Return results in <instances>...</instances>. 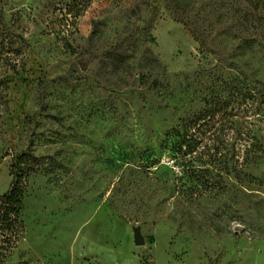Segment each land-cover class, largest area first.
I'll use <instances>...</instances> for the list:
<instances>
[{
    "label": "rangeland",
    "instance_id": "obj_1",
    "mask_svg": "<svg viewBox=\"0 0 264 264\" xmlns=\"http://www.w3.org/2000/svg\"><path fill=\"white\" fill-rule=\"evenodd\" d=\"M24 153L0 264H264V0H0Z\"/></svg>",
    "mask_w": 264,
    "mask_h": 264
},
{
    "label": "trees",
    "instance_id": "obj_2",
    "mask_svg": "<svg viewBox=\"0 0 264 264\" xmlns=\"http://www.w3.org/2000/svg\"><path fill=\"white\" fill-rule=\"evenodd\" d=\"M26 156L28 155L25 153L19 155L17 160L11 165L12 182L9 189L4 194L0 195V228L3 230L9 231L18 223L17 220L24 195L21 182L25 175L19 163Z\"/></svg>",
    "mask_w": 264,
    "mask_h": 264
},
{
    "label": "water",
    "instance_id": "obj_3",
    "mask_svg": "<svg viewBox=\"0 0 264 264\" xmlns=\"http://www.w3.org/2000/svg\"><path fill=\"white\" fill-rule=\"evenodd\" d=\"M135 243L136 244H143L144 243V238H143L139 228L135 229Z\"/></svg>",
    "mask_w": 264,
    "mask_h": 264
}]
</instances>
